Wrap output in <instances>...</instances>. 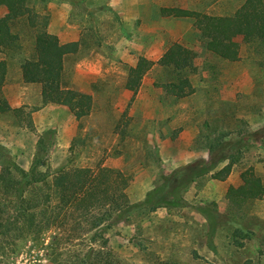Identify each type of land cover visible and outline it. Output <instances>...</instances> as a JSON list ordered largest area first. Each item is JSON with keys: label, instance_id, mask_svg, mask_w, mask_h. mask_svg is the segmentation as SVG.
<instances>
[{"label": "rangeland", "instance_id": "rangeland-1", "mask_svg": "<svg viewBox=\"0 0 264 264\" xmlns=\"http://www.w3.org/2000/svg\"><path fill=\"white\" fill-rule=\"evenodd\" d=\"M35 1L31 0L35 11L42 14L49 13L52 1L71 7L70 21L81 28L79 40L84 42L77 54L66 59L65 80L70 88L92 94L94 109L79 122L72 108L52 107L46 114L35 115L33 130L12 115H1L0 154L7 150L25 170L40 156L43 172L97 165L119 169L131 176L119 196L125 209L142 202L162 174L199 158L209 159L205 147L216 140L237 146L233 152L237 163L225 181L211 175L198 179L182 194L183 207L154 212L135 209L107 232L108 247L123 264H243L248 259L264 264V201H250L236 210L226 199L228 187L239 186L240 174L247 168L264 181V55L257 56L238 36L234 40L239 44V59L220 60L206 50L192 19L177 24L161 20L162 29L174 32L160 36L164 45L180 43L196 53L197 71L190 77L194 93L184 99L166 96L154 87L164 78L156 68L143 78L127 108L132 97L123 89L130 66L127 58L134 63L140 56L157 60L159 54L150 50L149 35L137 32L141 21H125L106 5L108 0H82L85 11L64 0ZM243 2L177 0L179 8L215 16L233 15ZM159 14L158 9H149L151 18ZM14 32L20 36L21 50L7 56L9 82L21 84L20 62L32 54L33 33L23 24L16 25ZM25 86L30 103L26 111L35 113L42 106L40 87ZM253 134L255 139L249 137ZM42 137L43 155L38 149ZM73 138L77 142L70 150ZM75 244L67 248L85 250ZM48 254L31 242L21 243L9 263L53 264Z\"/></svg>", "mask_w": 264, "mask_h": 264}, {"label": "trees", "instance_id": "trees-1", "mask_svg": "<svg viewBox=\"0 0 264 264\" xmlns=\"http://www.w3.org/2000/svg\"><path fill=\"white\" fill-rule=\"evenodd\" d=\"M46 1L52 0L35 2ZM64 1L85 11L82 0ZM30 2L0 0L8 5V12L0 17V53L7 58L21 50L20 36L14 28L18 24L26 26L33 33V50L30 57L20 62L23 82L40 86L42 106L72 108L80 122L92 113L94 98L92 94L69 87L65 80V61L80 51L84 39L61 43L56 35L47 31L49 15L35 11L34 3ZM160 13L164 17L192 19L206 50L220 60L235 62L239 59V44L234 40L238 36L257 56L264 55V0H244L230 16L181 8H161ZM195 59L196 53L180 43L170 45L157 61L140 56L134 66H127L123 89L132 93L127 108L134 101L143 78L156 68L162 71L164 78L154 82L155 88L176 99L191 96L194 88L190 77L197 71ZM6 75L7 62L1 60L0 115H12L20 125L24 122L25 127L33 130L35 110L27 112L26 106L11 108L1 91ZM91 88L95 91V84ZM126 112L127 109L123 116ZM249 137L255 139L256 134ZM76 142L77 138H73L70 150ZM38 147L42 155L46 153L43 137ZM205 148L209 159L199 158L169 174H162L159 184L142 202L125 209L119 203V196L129 186L131 176L119 169L97 165L43 172L39 170L43 162L40 156L25 170L4 150L0 154V264H10L9 259L18 254L19 245L27 242L46 249L53 264H123L108 247L106 234L110 229L127 219L135 209L154 212L159 208L183 207L186 201L182 194L198 179L211 175L212 179L223 182L230 175L237 163L233 156L237 146L229 147L216 140ZM222 163L225 164L220 167ZM240 181L239 186L227 189L230 207L237 210L247 202L264 201V181L253 168L241 172ZM213 215L218 217L219 213L213 212ZM237 233L241 235L239 230ZM74 244L85 246V250L67 248ZM243 264L260 263L248 259Z\"/></svg>", "mask_w": 264, "mask_h": 264}, {"label": "crops", "instance_id": "crops-1", "mask_svg": "<svg viewBox=\"0 0 264 264\" xmlns=\"http://www.w3.org/2000/svg\"><path fill=\"white\" fill-rule=\"evenodd\" d=\"M106 5L117 11L119 15L123 16L125 21L126 20L129 22H135L137 20L141 21L140 26L137 27V32L140 34L149 35L150 42H152L151 44H153L150 50L155 49L156 51H158L159 53L157 57L158 59L167 50V48L170 45H172V44L168 46L164 45L163 39H161L160 36L169 37L171 35L172 36L174 35V32L172 30L170 29L164 30L161 28L160 26L161 20L163 21L169 20L175 24H177L179 21L187 22V20H189L188 18L164 17L161 15V13L159 14L158 18L150 17L149 9L151 8L158 9L159 12L161 8H179L177 4V0H108V3ZM181 9H187V8L185 7ZM48 10H49L48 13L49 23L47 26L48 33L56 35L60 40V42L63 44L79 41L81 28L73 21H70L69 13L71 11V7L66 3L52 1L48 4ZM7 12H8V5L6 3H0V17L4 16ZM136 46L140 48V51L142 50V46L140 44L138 45L136 44ZM151 59L152 58H150V60ZM1 60H6L7 62L6 56L2 53H0V61ZM157 60H153V61H157ZM131 61L133 62V58L131 57L127 58L126 60V62H128L130 66H134L137 62L134 61V63H132ZM81 72L83 73V71ZM9 74H10L9 64L7 62L6 81L1 91L6 97L11 108H20L23 106L30 105L29 101L26 98V92H25L26 91L25 89H27L25 85L28 86L29 84L23 82L21 76V70L19 77L21 80L22 87L20 86L21 84L10 83ZM125 91L129 92L127 90ZM52 107H62V106L51 105V104L46 106H40V110L33 113L32 119L35 121V117H37L35 115L37 113H39V115L46 114L49 112V109H51ZM0 139H2V137H0Z\"/></svg>", "mask_w": 264, "mask_h": 264}]
</instances>
